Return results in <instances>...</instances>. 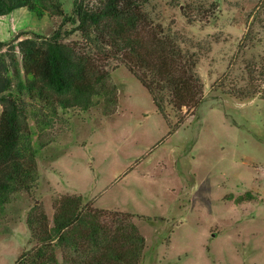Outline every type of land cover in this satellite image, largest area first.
Listing matches in <instances>:
<instances>
[{
    "label": "rangeland",
    "instance_id": "obj_1",
    "mask_svg": "<svg viewBox=\"0 0 264 264\" xmlns=\"http://www.w3.org/2000/svg\"><path fill=\"white\" fill-rule=\"evenodd\" d=\"M52 1L71 14L74 0ZM46 9L40 17L26 8L0 17V68L17 101L19 149L36 169L28 191L0 203V264L38 246L26 226L30 211L41 206L52 224L66 196L132 222L145 240L140 264H264V100L220 91L222 82L229 90L249 86L253 63L264 89V0H149L151 22L195 55L203 83V102L173 132L147 91L111 61L103 62L117 92L111 115L102 99L84 110L64 107L66 96L18 92L19 80L32 79L18 43H41L61 25ZM7 99L0 96L2 109Z\"/></svg>",
    "mask_w": 264,
    "mask_h": 264
},
{
    "label": "trees",
    "instance_id": "obj_2",
    "mask_svg": "<svg viewBox=\"0 0 264 264\" xmlns=\"http://www.w3.org/2000/svg\"><path fill=\"white\" fill-rule=\"evenodd\" d=\"M148 3L149 0H74L71 14L64 16L59 4L52 0H0V17L20 8L38 17L51 8L52 15L62 17L59 28L41 43L28 39L18 43L25 74L40 82L36 86L32 79L19 80L18 92L66 96L64 107L79 106L84 110L102 99L113 105L104 109L111 115L117 105V92L106 81L103 65L111 61L116 67L122 65L147 91L170 132L178 129L203 102V83L196 72L198 61L194 54L182 49L177 37L151 22L145 11ZM67 24L70 29L63 30ZM75 34L81 41L66 42ZM251 65L247 69L249 86L229 90L223 88L222 82L220 91L238 100H264V89L256 84V66ZM3 69L0 68V96L8 94V99L0 118V203H6L14 191H28V183L36 176L35 164L25 160L19 149L18 106L10 97L11 79L4 73L7 67ZM168 107L177 116L173 126L168 120ZM35 210L38 213L33 214ZM123 218L83 205L80 196H66L58 202L50 224L41 206L36 205L27 216L26 226L30 239L38 246L22 253L15 264H59L56 250L61 251L60 264H140L145 240L135 225Z\"/></svg>",
    "mask_w": 264,
    "mask_h": 264
},
{
    "label": "built area",
    "instance_id": "obj_3",
    "mask_svg": "<svg viewBox=\"0 0 264 264\" xmlns=\"http://www.w3.org/2000/svg\"><path fill=\"white\" fill-rule=\"evenodd\" d=\"M2 111H3V109H2V107L0 105V118H1V115H2Z\"/></svg>",
    "mask_w": 264,
    "mask_h": 264
}]
</instances>
